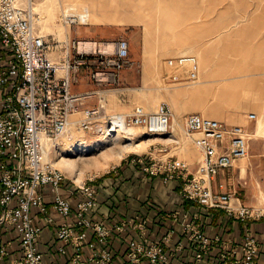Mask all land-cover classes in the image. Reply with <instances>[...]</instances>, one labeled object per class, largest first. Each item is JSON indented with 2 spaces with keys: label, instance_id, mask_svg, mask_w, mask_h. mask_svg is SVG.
<instances>
[{
  "label": "built area",
  "instance_id": "1",
  "mask_svg": "<svg viewBox=\"0 0 264 264\" xmlns=\"http://www.w3.org/2000/svg\"><path fill=\"white\" fill-rule=\"evenodd\" d=\"M33 3L0 0V158L8 162L0 169V228L14 231L18 242L15 253L10 250V241L0 242V264H46L39 247L43 229L40 218L54 225L60 241L57 251L65 254L71 249L74 264H178L173 256L185 242L177 239L175 248H168L177 231L174 226L167 229L162 241H148L147 220L140 215L112 224L93 219L90 212L97 205L96 187L85 181L73 189L67 187L64 172L47 157V144L51 142L50 147L58 150L56 139L90 93L73 91V83L84 74L102 89L113 87L121 70L131 64L127 40L64 39L65 54L56 60L51 54L56 41L37 29ZM165 62L169 68H177L164 71L166 82L198 79L200 62L196 54L180 53ZM179 69L185 74L180 75ZM102 106L85 108L80 125L87 127L102 115ZM103 116L107 121L102 127L104 135L113 136L119 129L134 125L145 127L150 134L174 135L173 108L166 100L160 101L154 111L137 104L126 113ZM248 118H256V112H250ZM184 128L202 153L194 171L188 160L157 156L156 150L137 153L131 162L139 163L145 174L157 175L164 183L180 180L183 198L206 208H222L243 223L242 237L235 242L208 234L187 211L172 212L181 233L194 243L191 264H262L259 255L263 241L254 234L250 222L264 217V208L243 203L237 190L228 189L223 182L218 188L212 184L220 169L231 167L236 159L248 154V131L244 125L197 111L185 114ZM113 235L126 243L128 262L121 261L109 247ZM215 251L216 256H211Z\"/></svg>",
  "mask_w": 264,
  "mask_h": 264
},
{
  "label": "rangeland",
  "instance_id": "2",
  "mask_svg": "<svg viewBox=\"0 0 264 264\" xmlns=\"http://www.w3.org/2000/svg\"><path fill=\"white\" fill-rule=\"evenodd\" d=\"M188 1L34 0L33 21L38 30L56 41L55 48L51 54L53 58L58 60L65 54L61 41L74 38L73 34H75V29L78 26L120 23L123 25V29L119 37L116 38H125L128 42L129 33L134 31L140 34L142 39L147 40L145 44H148L151 22L153 20L156 22L157 19L160 22L161 19L168 17L171 32H178L177 24L180 15L185 13L186 9L184 7H187ZM201 1H205L206 6L210 2H221L222 9L216 10V12L221 14V24H208L207 22L205 28L201 27L198 34H194L195 31L191 33L189 37L194 40L183 44L177 51L170 54L155 55L142 61L132 59L128 46V57L131 60V64L123 69L135 70L137 73L142 72L144 75L142 83H123L121 72L118 83L110 89H102V87H98L92 81L95 87L84 90L90 93L83 99L82 104H79L72 112V114L74 112H77V114H71L67 129L56 139L60 148L55 151L54 147H50L51 142H47V157L51 161L53 159L52 162L57 164L56 166L64 172L65 185L67 187L73 189L84 181L96 187L97 205L90 212V216L93 219L97 218L94 214L99 204L98 187L96 186L99 181L115 176L114 174L126 165L125 163L138 165L139 170L145 174L139 163H134L130 160L137 153L156 150L157 156H178L188 160L191 170H195L198 160L202 159V153L193 143L190 136L187 135L184 128L185 114L194 111L220 118L223 121L227 120L236 124L243 123L241 125H244L248 131L249 150L246 156L235 160V163L239 162L231 169L236 174V177L233 176V180L237 183L235 189L243 203L264 208V153H254L259 145H264V0ZM230 3L232 5L231 9L226 10V5ZM68 7L72 8L69 12L73 15L78 16L88 12L87 21L83 22L78 19L69 23L63 20L64 8ZM213 11L207 8L206 17H209L210 12ZM175 20L178 22L175 23ZM173 23L174 25L172 26ZM157 29L159 30V28ZM199 39L202 40L198 41ZM154 49L156 50V48ZM183 51L192 52L199 58L200 70L198 79L193 82H166L163 79V73L166 71L164 70L166 57ZM166 69L170 71L177 70V68H169L168 66ZM178 72L180 75L185 74L184 69H179ZM93 90L95 92H92ZM162 100L169 102L173 108L171 120V127L175 136L173 140L167 141L166 138L161 136L149 135L150 133L145 127L134 125V128H132L133 141L141 142L148 138L153 140L144 141L145 143L143 142L137 151L128 152L121 159L118 158L111 161L107 167L95 168V166L89 165L87 160L93 161L95 157H101L100 153L103 151L101 147L103 143L109 140L107 143L111 146L112 139L105 138V133L102 131V127L104 128L107 124L106 117L103 114H111L113 112L126 113L137 104L142 105L148 111H154ZM100 103H103V114L93 118L87 127H82L79 121L84 116L83 110L87 107H98ZM250 112H256V118L249 119L248 114ZM72 119L76 120L72 122ZM123 133L125 132H121L120 140L124 144L126 139ZM159 134L166 137L165 134ZM83 145L90 148V151L84 161H79V166L83 169L78 179V175L75 172H71V170L58 164L57 159L61 156L77 158L79 155L77 150ZM117 146L116 144L114 148H117ZM2 160L6 163L5 159ZM149 176H155L159 179L157 175ZM176 181L179 182L181 187L180 180ZM219 183L220 181L216 183L215 187L212 180L215 188H218ZM64 192H68V190L65 189ZM73 196L75 197L76 194ZM182 199L185 198L182 196ZM172 212L176 211H169V213ZM136 215H140L147 220L146 235L148 241L163 240L167 230L159 239L152 237L149 231L148 217L139 213ZM120 219H115L110 223L104 219L102 220L112 224ZM253 220H259V218ZM133 233L138 235L137 232L133 231ZM114 239L120 241L119 237L118 239L111 237L109 247L112 250L114 247L112 244H115ZM170 242L167 243V246ZM115 246L119 248V245ZM214 253L215 255H212ZM214 253L211 256H216L217 251Z\"/></svg>",
  "mask_w": 264,
  "mask_h": 264
},
{
  "label": "crops",
  "instance_id": "3",
  "mask_svg": "<svg viewBox=\"0 0 264 264\" xmlns=\"http://www.w3.org/2000/svg\"><path fill=\"white\" fill-rule=\"evenodd\" d=\"M188 1L187 7H184L185 13L180 15L178 22V32H171L170 22L168 17L161 19L158 22L154 20L151 22L150 36L148 44H145V39H142L140 34L136 32L129 33L128 35V46L131 51V57L135 61H142L148 57H154L155 55L170 54L177 51L183 44L194 40L190 38L191 33L198 34L200 28H205L208 24H221V14L216 10H221V2H210L208 7L205 1L195 0ZM231 3L227 4L225 9H231ZM214 10L210 12V16L206 17V10ZM165 19V20H164ZM174 23L172 24V26ZM123 25L120 23L116 24H93L87 26H78L75 29L73 36L79 38L89 39H110L119 37L122 31ZM156 27V32H155ZM159 28V30L157 29ZM199 39L198 41H201ZM144 44V46H143ZM156 48V50L154 49ZM203 53V51H201ZM180 53H192V52H179L176 54L168 55L176 56ZM166 57V58H167ZM165 63L164 70H167ZM121 79L123 83H142L144 80L143 73H137L135 70L123 69L121 71ZM95 87L92 80L86 75L81 74L80 79L77 83L73 84V90L84 91ZM217 118V117H215ZM220 119V118H219ZM227 121V120H225ZM230 124L235 122L227 121ZM243 124V123H239ZM254 153H264V145L258 147ZM237 160V159H236ZM239 161L233 164L227 169H221L217 176L213 179V184L216 187L218 181L226 184L229 189H235L237 183L233 180V176L236 174L231 169L237 165ZM8 162L5 163L0 159V169L4 167ZM119 171H117L112 177L105 178L99 181L96 186L98 187V209L96 208L94 216L99 219H104L107 222L120 219L125 216H134L137 213L148 217L149 220V231L152 237L159 239L163 233L170 227L176 228L174 239L168 244L170 249L175 248V241L177 239H183L185 245L181 249H177L173 260L178 264H191L194 255V243L190 242L184 234L180 231V225L177 221H174L169 211H187L191 217H194L200 222L202 229L210 235L218 234L223 240L228 239L230 241H239L243 234V223L234 217H229L225 210L222 208H206L200 204L193 203L188 199H182L180 195V185L176 180L164 183L155 176H149L143 174L138 165H132L125 163ZM229 174V175H228ZM55 215H57L55 213ZM58 219L60 216L57 215ZM43 224L41 232L39 247L44 253L46 264H74L70 260L69 253L71 249L65 254H61L57 251V244L60 243L55 237L54 225L48 224L43 218L39 219ZM254 234L263 243L262 251L260 253V262L264 264V218L259 220H252L250 222ZM112 238H117L113 235ZM121 241L114 239L113 251L119 256V259L123 262H128L125 255L126 244ZM10 241V250L14 253L18 249V242L15 238L14 231H3L0 228V242L5 243ZM119 245V248H116ZM212 255H215L212 254Z\"/></svg>",
  "mask_w": 264,
  "mask_h": 264
},
{
  "label": "bare ground",
  "instance_id": "4",
  "mask_svg": "<svg viewBox=\"0 0 264 264\" xmlns=\"http://www.w3.org/2000/svg\"><path fill=\"white\" fill-rule=\"evenodd\" d=\"M64 9H65V11L63 13V20H65L69 23L72 21L78 20V19H80L83 22H86L88 17H89L88 12L79 14L77 16V15H73L72 13L69 12V10L70 9L72 10V8L68 7V8H64ZM113 113H116V112H113ZM74 114H77V112H74L72 115H74ZM75 120L76 119H72L71 121L74 122ZM120 127L121 126H119L118 128H120ZM132 128H134V127L133 126L123 127L122 129H119L117 131V133L114 132L113 136L104 135L105 138L108 137L107 139H110V140L112 139L111 140V146H109V143H107L109 140H107V142L103 143L101 146L102 150H103L100 153L101 157L100 158L95 157L93 159V161L87 160L89 162V165L92 167L95 166V168L96 167H101V168L107 167L111 161L118 159V158L121 159L128 152L137 151L141 147V145L144 141L153 140L152 138H148V139H145L144 141H141V142L133 141V139H132L133 138L132 137ZM121 132H125V133H123V134H125L124 137L126 139L125 140L126 142L124 144L120 140ZM149 135L161 136L163 138H166L167 141L173 140L175 138L174 135H167V134H166V137L162 136L160 134H149ZM116 144L118 146H117V148H114ZM59 148H60V146H59ZM77 151L79 152V155L77 158L61 156V157H58L57 163L62 165L65 168L71 170V172L72 171L75 172V174L78 175V179H79L80 178L79 176H80L81 171L83 169L82 167L79 166V161H84L87 158V154L90 151V148L83 145L81 148H78ZM52 161H53V159H52ZM55 165H57V164H55Z\"/></svg>",
  "mask_w": 264,
  "mask_h": 264
}]
</instances>
